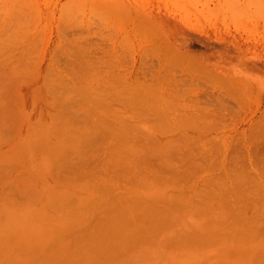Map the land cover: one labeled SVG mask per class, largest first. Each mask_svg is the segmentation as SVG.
<instances>
[{"label": "bare ground", "instance_id": "6f19581e", "mask_svg": "<svg viewBox=\"0 0 264 264\" xmlns=\"http://www.w3.org/2000/svg\"><path fill=\"white\" fill-rule=\"evenodd\" d=\"M3 4L0 264H264V166L255 133L238 137L248 167L222 146L181 153L144 133L151 143H127L125 128L112 126L99 103L103 96L120 99L121 91L107 81L93 100L86 90L99 87L86 46L67 39L46 66L34 61L30 77L29 21L25 29L20 17L12 22V0ZM12 23L20 40L15 58ZM39 72L32 97L43 92L42 108L34 115L12 89L25 81L30 89ZM262 116L257 126L264 139ZM197 169L211 173L202 178ZM190 171L198 177L188 182ZM182 173L185 183H176Z\"/></svg>", "mask_w": 264, "mask_h": 264}, {"label": "rangeland", "instance_id": "374dc122", "mask_svg": "<svg viewBox=\"0 0 264 264\" xmlns=\"http://www.w3.org/2000/svg\"><path fill=\"white\" fill-rule=\"evenodd\" d=\"M15 16L24 21V29L29 21L32 62L24 65L30 77L35 62L46 66L67 39L86 46L99 71V87L91 84L86 90L93 100L107 81L121 91L120 99L103 96L99 103L108 108L112 126L125 128L127 143L144 141V133L153 135L151 142L171 143L181 153L222 146L248 167L239 138L255 133L256 154L264 155L263 130L257 126L264 118V0H12V22ZM14 27L13 58L20 53ZM35 75L27 78L33 90L23 86L26 79L12 89L16 101L34 115L43 98V92L32 97L42 74ZM257 155L264 166V156ZM89 169L98 171L92 161ZM196 171L202 178L211 173ZM193 172L179 174L176 183H185L183 175L189 182Z\"/></svg>", "mask_w": 264, "mask_h": 264}]
</instances>
